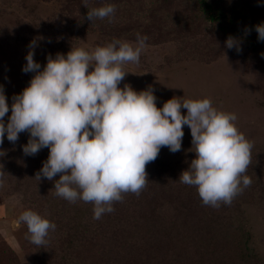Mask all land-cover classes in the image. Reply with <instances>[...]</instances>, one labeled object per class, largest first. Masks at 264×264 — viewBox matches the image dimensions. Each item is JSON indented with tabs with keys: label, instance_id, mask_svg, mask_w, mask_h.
<instances>
[{
	"label": "rangeland",
	"instance_id": "1",
	"mask_svg": "<svg viewBox=\"0 0 264 264\" xmlns=\"http://www.w3.org/2000/svg\"><path fill=\"white\" fill-rule=\"evenodd\" d=\"M196 1L0 0V86L9 105L4 122L7 124L11 116L13 96L21 94L35 75L22 71L30 42L36 41L34 60L42 71L49 55L66 56L82 42L94 49L113 39L135 42L137 33L147 36L139 63L125 66L129 74L119 87L128 84L140 92L151 86L157 108L173 97L208 98L219 110L236 114L237 128L254 145L246 172L252 183L234 197L224 214L228 212L249 230L247 246L251 253L245 260L264 264V47H256L261 41L255 31L256 25L264 23V0H205L213 14L224 15L223 22L205 19ZM106 4L116 6L111 22L109 18L85 20L89 10ZM234 11L241 13L243 20H234ZM229 36L238 41L231 49L225 46ZM181 114L186 115L187 110L182 108ZM183 132L181 150L172 153L162 147L146 171L160 162L179 181L196 158L190 128L185 125ZM28 139L29 133L24 132L12 143L5 134L0 145V170L6 173L0 187V246L9 248L8 264H62L63 257L73 264L72 251L95 243L90 235L89 209L93 204L82 200L70 203L58 197L54 182L59 174L52 181L35 179L49 149L27 156L22 146ZM237 203L240 211L236 210ZM72 208L79 211L70 215ZM29 209L57 226L50 231L45 246L38 247L26 238L25 224L15 226L21 213ZM74 220H78V227ZM96 249L87 247L83 257L86 264H94L96 260L88 259L87 252L96 254ZM230 252L219 253L227 254L222 258L225 264L243 259L237 250Z\"/></svg>",
	"mask_w": 264,
	"mask_h": 264
},
{
	"label": "clouds",
	"instance_id": "2",
	"mask_svg": "<svg viewBox=\"0 0 264 264\" xmlns=\"http://www.w3.org/2000/svg\"><path fill=\"white\" fill-rule=\"evenodd\" d=\"M115 12L114 4H106L92 8L86 19L111 22ZM255 31L258 41H264V23ZM147 39L137 33L135 42L113 39L94 49L81 41L66 56L49 55L42 71L34 60L36 41L30 42L22 71L35 75L21 94L13 96L7 124L9 105L0 86V145L5 134L15 143L20 133H29L22 146L25 155L49 149L35 179L52 181L59 174L56 195L70 203H92L96 220L112 213L122 194L141 193L148 183L146 165L157 159L162 147L172 153L181 150L185 125L196 158L179 183L195 186L203 205H230L252 183L246 172L254 145L237 128L235 113L219 110L208 98L173 97L157 108L151 86L140 92L128 84L119 87L129 74L125 66L139 63ZM237 45L231 36L225 42L228 49ZM5 174L0 170V187ZM21 224L27 226L26 238L38 247L48 243L50 231L57 227L30 209L16 220L17 228Z\"/></svg>",
	"mask_w": 264,
	"mask_h": 264
},
{
	"label": "trees",
	"instance_id": "3",
	"mask_svg": "<svg viewBox=\"0 0 264 264\" xmlns=\"http://www.w3.org/2000/svg\"><path fill=\"white\" fill-rule=\"evenodd\" d=\"M196 2L205 19L225 20L221 12L213 14L205 0ZM233 14L234 20H243L241 13L234 11ZM256 47H264V41ZM146 173L148 183L141 193L122 194V202L113 203L112 213L96 220L93 208L89 209L90 235L94 236L95 243L77 247L75 253L72 251L73 264H86L83 257L91 246L97 248L96 254L87 252V257L96 260L94 264H225L222 258L227 254L219 255L224 250L230 253L237 250L243 255L242 260L228 264H252L245 260L251 253L247 246L249 230L237 224L238 219L228 212L224 214L229 205L221 203L218 208L203 205L196 187L179 183L160 162ZM239 209L237 203L236 210ZM73 210L78 209L72 208L70 215L74 214ZM72 223L78 227V220ZM9 257L7 245L0 246V264H8ZM61 262L68 264L66 257Z\"/></svg>",
	"mask_w": 264,
	"mask_h": 264
}]
</instances>
